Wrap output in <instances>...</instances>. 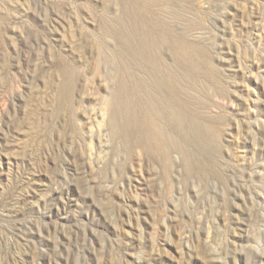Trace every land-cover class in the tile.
Returning <instances> with one entry per match:
<instances>
[{
  "label": "rangeland",
  "instance_id": "obj_1",
  "mask_svg": "<svg viewBox=\"0 0 264 264\" xmlns=\"http://www.w3.org/2000/svg\"><path fill=\"white\" fill-rule=\"evenodd\" d=\"M0 264H264V0H0Z\"/></svg>",
  "mask_w": 264,
  "mask_h": 264
},
{
  "label": "bare ground",
  "instance_id": "obj_2",
  "mask_svg": "<svg viewBox=\"0 0 264 264\" xmlns=\"http://www.w3.org/2000/svg\"><path fill=\"white\" fill-rule=\"evenodd\" d=\"M167 40H169L172 43L175 50H179V51L181 50V49H179L178 43L176 41H174L171 38L167 39ZM144 127H145V130L147 131L146 132V134H147L146 135V142L150 146L160 148L162 150L163 157L165 159L168 158L171 148H168L167 145H165V143L161 139V136L159 134L160 132H159V129L157 128L156 124L150 120H145Z\"/></svg>",
  "mask_w": 264,
  "mask_h": 264
}]
</instances>
